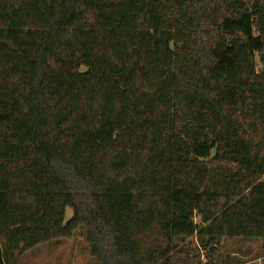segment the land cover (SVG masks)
Wrapping results in <instances>:
<instances>
[{
	"label": "trees",
	"instance_id": "trees-1",
	"mask_svg": "<svg viewBox=\"0 0 264 264\" xmlns=\"http://www.w3.org/2000/svg\"><path fill=\"white\" fill-rule=\"evenodd\" d=\"M151 189L171 264H264V0H0V264L78 233L153 264Z\"/></svg>",
	"mask_w": 264,
	"mask_h": 264
},
{
	"label": "rangeland",
	"instance_id": "rangeland-1",
	"mask_svg": "<svg viewBox=\"0 0 264 264\" xmlns=\"http://www.w3.org/2000/svg\"><path fill=\"white\" fill-rule=\"evenodd\" d=\"M167 192L157 193L151 189L148 201L142 206V216L137 224V244L142 250V256L153 264H171L172 241L168 235V216L166 211ZM66 219L72 216L71 208L67 209ZM262 240L259 238H226L221 251L223 260H230L240 264H262ZM193 246V245H192ZM191 246V247H192ZM112 247L108 243L104 254L110 256ZM187 252H183V257ZM106 259V258H105ZM197 260V259H196ZM203 264H207V257H203ZM197 263L196 261H194ZM185 263V260H184ZM18 264H103L91 254L89 245L83 234L78 233L72 238L58 243H46L26 252Z\"/></svg>",
	"mask_w": 264,
	"mask_h": 264
}]
</instances>
